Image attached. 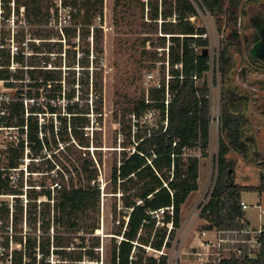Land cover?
<instances>
[{
	"label": "trees",
	"instance_id": "trees-1",
	"mask_svg": "<svg viewBox=\"0 0 264 264\" xmlns=\"http://www.w3.org/2000/svg\"><path fill=\"white\" fill-rule=\"evenodd\" d=\"M135 2L142 12L135 26L142 28L143 46L165 47L169 41L171 99L167 105L165 86L151 87L148 98L143 95L129 109L140 117L157 107L163 118L167 110L168 124L142 133L138 129L134 147L122 149L114 161L112 192H120L126 219L112 237L110 264H167V256L156 258L147 247L162 249L167 223L173 221L166 242L171 247L182 223V205L199 187L200 158L207 155L211 137L210 88L195 78L210 69L205 50L209 39L203 36L206 27L191 17H197L200 8L218 20L226 16L237 22L242 0H115L116 25L126 18L123 7ZM0 8L5 22L14 12V22L21 23L13 37L15 49L11 35L0 27V80L14 89L12 96L0 92V123L18 132L16 140L0 150V264H100L97 164L103 158H96L91 147H97L93 152L102 150L104 0H0ZM77 37L87 39L78 82ZM260 39L259 33L252 39L257 49ZM240 46V33L232 29L221 51L224 80L234 64L230 50L240 51ZM144 50L157 58V51ZM64 52L71 61L66 70ZM239 99L227 87L221 91L225 138L220 139L216 181L202 212L209 221L205 229L246 227L241 192L264 191V174L257 187L236 182L235 163L227 156L231 149L247 155L250 147L244 138L248 118ZM91 112L97 123L92 135ZM169 206H174L173 215H155ZM260 242L256 257L221 264H264V232Z\"/></svg>",
	"mask_w": 264,
	"mask_h": 264
},
{
	"label": "rangeland",
	"instance_id": "rangeland-1",
	"mask_svg": "<svg viewBox=\"0 0 264 264\" xmlns=\"http://www.w3.org/2000/svg\"><path fill=\"white\" fill-rule=\"evenodd\" d=\"M52 1L54 3L57 1L59 4L61 2L60 0ZM142 1L147 2V0ZM243 2L244 0L238 6L239 16L237 22L228 21L226 16H222L218 20L215 15L200 8L198 16L191 17L195 24L205 26L207 29L210 69L205 72L202 78L198 79L197 83L200 85L206 84L210 88L211 115L214 116V121L211 124L208 153L200 158L199 187L188 196L182 205L181 226L177 229L172 246L166 249L169 253L168 257L171 259L170 263L178 256L182 259V261L180 259L179 264L195 263L193 261L195 255L192 254V251L198 249L199 239H201L200 231L208 224V220L203 216L195 219L194 210L199 211L198 203L204 198L208 184H210L216 173L218 146L220 139L225 138V133L221 129V91L224 87L234 91L240 97L238 101L244 104V110L248 118L244 131V138L250 145L247 155H242L233 149L227 154L235 163L236 182L257 187L261 184V176L264 174V0H255L246 4H243ZM114 5L115 0H104L103 122L102 130L99 133L102 134V146L98 147V149H102L98 150L101 153L93 152L97 147L93 145L91 147V153L96 158H99L100 155L103 158L102 163L97 164L100 168L99 179L101 183L100 228L98 229L99 232L96 231L100 238V264H110L112 237L118 229L123 228L122 223L126 219L123 216V203L120 192H112L113 184L110 178L114 161L121 156L122 149L130 150L134 147L135 133L138 129L142 133L157 128L163 123L162 114L157 107L148 109L140 117L135 116L133 112L129 113V109L132 110L143 95L148 98L149 89L155 85L156 81H162L163 78L167 77L170 67L167 48L169 41H167L165 47L157 48L149 45V43H147V46H143L141 43L142 33L140 29L142 28L135 26L137 22L141 21L142 16L138 3L135 2L129 7H123L125 13L123 12L121 15L124 14L126 18L119 25L114 22ZM1 11L0 8V27L6 35H11L12 47L16 46L13 37L16 30L20 28L21 23L18 25L14 22L17 20L14 12L10 20L5 22ZM52 22L54 23V21ZM60 25L61 22L58 26ZM232 29L239 31L241 46L240 51L230 50V54L234 58V64L230 75L224 80L220 68L221 51ZM256 33H259L261 36L260 42H262L261 48L258 49L256 48L257 44L252 40ZM7 46L9 45L7 44ZM63 46L64 49L68 46L64 38ZM83 47H87V39L80 40L77 37V82L81 71H83L82 69H84L80 63ZM90 48H93L92 44ZM13 49L15 48L13 47ZM144 49L157 51V58L152 57L151 53L145 52ZM62 55V67L66 70L68 63L71 61L65 55V52ZM163 59L165 60L163 61ZM162 63L166 65L165 70ZM90 68H92V63ZM150 71L155 72V79L146 82V75ZM0 92L14 95V89L5 87L1 80ZM79 95H81V91L77 92L76 99ZM91 101L90 97L89 102L91 103ZM90 115L92 119L90 132L92 135V129L97 127V123L93 124L96 114L91 112ZM0 135L5 143H9L16 140L18 132L10 127H5L0 130ZM93 135L95 134L93 133ZM197 154L199 155V152ZM241 199L249 205L246 210V217L250 224L256 227L264 224V215L261 218L259 217V208L257 207L260 204L264 208V191L260 192L257 189L243 190ZM208 234L212 235L211 232H208ZM148 251L149 254L156 255V251Z\"/></svg>",
	"mask_w": 264,
	"mask_h": 264
},
{
	"label": "built area",
	"instance_id": "built-area-1",
	"mask_svg": "<svg viewBox=\"0 0 264 264\" xmlns=\"http://www.w3.org/2000/svg\"><path fill=\"white\" fill-rule=\"evenodd\" d=\"M203 36L207 37V33H205ZM167 48H168V53H169V45ZM168 58H169V54H168ZM219 61H220V57H219ZM170 77L171 75L169 73L167 77L165 78V85L162 80V81H156L155 85L153 86V87L160 88V89L164 88L165 86V94H166L165 102L167 105L171 99V93L169 91ZM195 78L198 81L196 76ZM154 79H155V72L154 71L148 72L146 75V82H150ZM160 113H161V110H160ZM217 119H218V116H217ZM162 121L163 123H161L159 126L164 124V127L166 128L168 124L167 110L165 113V118H163ZM212 121H214V116H212L211 124H212ZM4 128L5 127L1 125L0 123V130H3ZM6 145L7 143H5V141L2 139L0 135V150L5 148ZM216 175H217V167H216V173L213 176L212 181H210V184H208L207 191L205 192L204 198L201 199L200 202L198 203L199 211L197 210L196 212V210H194L195 219L200 216H203L202 215L203 209L211 198V193L213 191L215 181H216ZM240 205L242 209L245 211L249 208V205L243 199H241ZM257 207L259 208V217L261 218L264 215V208L260 204ZM166 211H168L171 215H173L174 206L160 208L159 210L155 211V215L159 219H161L164 217V214L166 213ZM203 217L207 220L205 216ZM159 223H161L162 225L164 224V222H160V221L158 222V224ZM167 226H168V236L166 238V241L162 249L154 250L156 251V255L154 256L156 258H159L160 256L165 255L167 256V264H179V262H181L182 259L178 256L176 259H174L170 263L171 259H169L168 257L169 253L168 251H166V249L168 248L166 247V242L168 241L169 233L171 232L173 228V221L168 222ZM208 232H211L212 235H209ZM263 232H264V224H260L258 227H256V226H252L250 222L248 223L246 227L242 229L229 228L227 226L214 227L212 229L203 228V230H201L199 234L201 236V239L198 238L200 240V245H198L197 247L198 249L196 251H192V254L195 255V260H193L195 262L194 264L196 263L197 264H221L223 260L243 259L246 257H249V258L256 257L258 254L260 243H261L260 237ZM172 244H173V240H172ZM147 249L152 250L149 246L147 247Z\"/></svg>",
	"mask_w": 264,
	"mask_h": 264
},
{
	"label": "flooded vegetation",
	"instance_id": "flooded-vegetation-1",
	"mask_svg": "<svg viewBox=\"0 0 264 264\" xmlns=\"http://www.w3.org/2000/svg\"><path fill=\"white\" fill-rule=\"evenodd\" d=\"M261 44H262V42H261L260 45H259L260 48H261V46H262ZM263 57H264V53H263Z\"/></svg>",
	"mask_w": 264,
	"mask_h": 264
},
{
	"label": "water",
	"instance_id": "water-1",
	"mask_svg": "<svg viewBox=\"0 0 264 264\" xmlns=\"http://www.w3.org/2000/svg\"><path fill=\"white\" fill-rule=\"evenodd\" d=\"M206 50V52H208V49H205ZM98 231V230H97ZM99 232V231H98Z\"/></svg>",
	"mask_w": 264,
	"mask_h": 264
}]
</instances>
